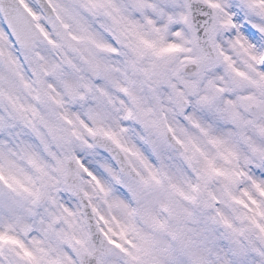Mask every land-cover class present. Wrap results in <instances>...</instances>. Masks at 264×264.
<instances>
[{
    "label": "snow or ice",
    "instance_id": "obj_1",
    "mask_svg": "<svg viewBox=\"0 0 264 264\" xmlns=\"http://www.w3.org/2000/svg\"><path fill=\"white\" fill-rule=\"evenodd\" d=\"M0 264H264V0H0Z\"/></svg>",
    "mask_w": 264,
    "mask_h": 264
}]
</instances>
